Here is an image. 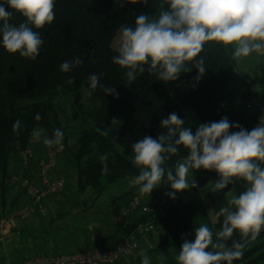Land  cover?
I'll list each match as a JSON object with an SVG mask.
<instances>
[{"label":"trees","instance_id":"obj_1","mask_svg":"<svg viewBox=\"0 0 264 264\" xmlns=\"http://www.w3.org/2000/svg\"><path fill=\"white\" fill-rule=\"evenodd\" d=\"M146 2L55 0L54 21L38 30L44 43L35 60L8 53L0 46V208L7 211L5 216H17L20 202L27 199L20 188L11 202L13 187L9 180L21 170L20 152L23 149L33 148L40 157L45 153L43 140L33 137V129L42 128L43 135L49 137L56 128L63 131L62 143L66 148L58 157L55 174L64 177L66 186L73 191L70 194L66 188V192L60 191L49 197L45 201L47 213L36 214L34 226L25 224L19 229L26 235V248L29 249L26 258L111 249L126 237L135 221L149 218L142 214V218H134L123 230H116L110 204L103 212L104 216L98 219L102 222L98 225L91 221L86 225H72L70 220L73 216L91 219L95 204L89 205L88 199L81 200L87 192L95 199L112 185L128 182L125 192L115 199L121 201V207L138 193V187L131 184V179L139 173L131 163V145L144 136L156 138L161 132H166L160 127L162 118L175 112L193 132L199 124L219 121L222 117L249 131L259 123L254 102H264V74L262 78L253 71L256 82H262L263 86L257 92L253 83L237 72L238 61L231 59V48L226 49L215 42L206 43L195 58H203L206 68L198 82L195 80L198 70L192 67V61L185 62L184 72L175 81L158 80L149 74L148 65H144L145 71L138 75L137 80L128 82L125 76L127 69L112 63V58L118 55L114 43L121 25L134 27L141 14L155 17L164 0ZM0 3L7 11H13L4 0ZM164 7L168 9V5ZM23 19L14 13L10 22L18 24ZM75 57L83 60V64L70 72H62L60 64ZM93 73H103L100 84L115 88V93L106 95L98 87L89 96L94 106L86 109L87 77ZM69 79L73 83L69 84ZM37 113L42 116L39 121L35 119ZM17 119L22 123L18 134L13 132V123ZM113 119L118 123L112 124ZM96 128L107 129L109 135L101 136ZM232 131L238 129H230ZM186 151L180 146V152L171 156L164 167L174 169ZM105 153L108 154L109 173L102 175L103 164L98 157ZM18 160L19 169L15 168ZM31 168L32 171L25 172L26 176L36 181V164L33 163ZM188 178H195L198 188L176 193L175 199L166 195L173 191L166 176L153 190L154 197L164 195L167 198L168 206L159 220V239L147 251V255L152 256V264H157L160 253L167 256L166 264H176L175 256L169 252L175 247L176 254L179 253L185 238L194 240V229L201 224H207L213 230L215 242V232L221 228L224 219L223 216L217 217L216 213L227 205L226 193L229 189H234L236 194L244 190L243 181H237L222 192H211V182L219 179L214 170H191ZM60 197L64 199L58 200ZM63 208L69 210L64 211ZM66 229L71 232H66ZM233 239H240L238 231ZM233 264H264V230L246 245L243 256Z\"/></svg>","mask_w":264,"mask_h":264},{"label":"clouds","instance_id":"obj_2","mask_svg":"<svg viewBox=\"0 0 264 264\" xmlns=\"http://www.w3.org/2000/svg\"><path fill=\"white\" fill-rule=\"evenodd\" d=\"M4 3L13 11H7L0 3V46L8 53L35 60L44 43L38 30L54 21L55 0H4ZM14 13L20 14L23 21L10 22ZM117 34L118 55L112 58V63L127 69L125 76L129 83L145 71L144 65L158 80L175 81L184 72L186 61H192V67L198 70L195 78L198 82L206 68L203 58H195L208 42L230 47L234 61L253 53L264 54V0H164L155 17L141 14L134 27L123 24ZM81 64L83 60L75 57L63 61L60 70L67 73ZM102 75L93 73L87 77L88 96L98 87L106 95L115 93V88L100 84ZM67 82L71 84L73 80ZM35 119L39 121L42 116L37 113ZM116 123L113 119L112 124ZM160 127L166 132L156 138L144 136L131 145V163L139 169L131 184L138 187L140 195L150 196L166 176L173 190L166 195L175 199L176 193L198 188L195 178H188L191 170H214L218 174L219 179L211 182V192H222L243 181L244 190L236 194L229 189L227 205L216 213L217 217H224L221 228L215 232L216 241L213 242V230L201 224L194 229V240L185 238L175 255L176 264H233L243 256L246 245L264 230V110L259 123L250 131L222 117L199 124L193 132L175 112L162 118ZM21 128V121L15 120L13 132L18 134ZM96 131L101 136L109 135L107 129ZM43 133L42 128L33 129V137L38 141L42 138L45 146L62 145L64 133L60 128L51 137ZM180 146L187 150L186 155L175 163L174 169L165 168V162L180 152ZM98 158L103 164L101 174H108V154ZM237 231L238 240L233 239ZM138 255L140 264H152L146 249H140ZM157 259L159 264H166L167 256L160 253Z\"/></svg>","mask_w":264,"mask_h":264},{"label":"built area","instance_id":"obj_3","mask_svg":"<svg viewBox=\"0 0 264 264\" xmlns=\"http://www.w3.org/2000/svg\"><path fill=\"white\" fill-rule=\"evenodd\" d=\"M258 116L262 115L264 102H254ZM65 144L60 146H45V153L38 156L33 148H26L20 152L21 170L10 177V185L19 186L24 190L30 203L19 212L17 216L0 218V244L12 234L14 229L21 227L31 216L36 214L45 215L47 208L45 201L50 195L59 193L66 188V179L55 174L58 157L65 150ZM33 163L36 164L38 181L26 176ZM168 200L164 195L154 197L153 191L150 196L140 195L139 192L121 208L114 209L112 220L115 225H121L124 219L138 213L148 215L149 218L135 221L131 231L126 237L111 249L84 250L59 255H42L27 259L20 264H115L130 257L139 249L142 237L156 234L160 230V217L167 210ZM125 249L126 251L122 250Z\"/></svg>","mask_w":264,"mask_h":264},{"label":"rangeland","instance_id":"obj_4","mask_svg":"<svg viewBox=\"0 0 264 264\" xmlns=\"http://www.w3.org/2000/svg\"><path fill=\"white\" fill-rule=\"evenodd\" d=\"M117 41H118V37H117V39L115 40V43H114V46L116 48H117ZM262 56H263V54L253 53L250 57L242 58L240 61H238V65H237V68H236V70H237V72L239 74L245 76L249 82L253 83L254 90L257 91V92H260L263 86L261 85L262 82H256V80H257L256 74L253 71H257L261 75V77L263 78V74L261 73L260 68L258 69V64H259L260 58ZM84 106H85L86 109H90V108H92L94 106V103L92 102L91 98L88 95H86V94H85V97H84ZM69 115H71V113ZM73 125H76V122H74ZM73 140H74V137H73ZM118 183L121 184V182H118ZM127 183L128 182H124L123 185H120V186H118L119 184L112 185L104 193H102L99 198H95L94 199V196H92V194H90L89 192H87L86 194L81 196V197H83L81 200H85V199L87 200L88 199L89 205L94 203L95 204V210L93 211V213H90L91 219H88V220H85V218L81 219V217H79V219L77 217H74V216L71 217V219H70L71 220V224L72 225H77L78 223H80L81 225H86L90 221H91L92 224L94 223V225H98L99 223H102V222H99L98 219L100 218L101 215L104 216L103 212L106 211L105 209L110 204L112 205V207H111L112 211H114V209H118L119 207H121L120 206L121 205V201H115V199H117L121 194H123V192H125V190L127 189V186H129V184H127ZM66 188H67V191L70 190V194H73L72 193L73 191H72L70 186H66ZM66 188L64 189L65 192H66ZM64 190H62V191H64ZM54 195L55 194H53V196ZM77 195H79V193H77ZM51 196L52 195H50L49 197H51ZM57 199L58 200H63L64 198L60 197V198H57ZM55 201H52V202L48 201V202L49 203H54ZM21 203H22V208H23V207H26L27 205H29L30 201L27 198V199H24L23 201H21ZM75 206H77V204H75ZM63 210L65 211V210H69V209L63 208ZM97 211H99V213H97ZM137 217H140V215L138 213H136L134 215H131V216L127 217L126 219H124L122 224L119 225V226L115 225L113 223V220H112V223H113V226L116 228V230H120L121 228H123L127 224H129L134 218L137 219ZM48 218H49V214H48ZM48 218L46 217V219H48ZM24 224H27V222L24 223ZM65 231L69 232V233L71 232L70 229L69 230L66 229ZM79 232H83V230H81ZM159 232H160V230L154 235L142 237L140 239V241L142 242V240L146 239V238H150V239L153 238L154 239L155 237H158ZM139 249H140V245H139ZM139 249L136 251V253H134V256H131L132 258L129 261V263L125 262V263H122V264H140V260H139L140 256L136 257L138 255L139 251H140ZM176 252H177V250L174 247L173 249H171V252H169V255L175 256ZM149 257L151 258L152 256H149ZM125 259H127V258H125ZM127 260H129V259H127ZM157 264H159L158 261H157Z\"/></svg>","mask_w":264,"mask_h":264},{"label":"crops","instance_id":"obj_5","mask_svg":"<svg viewBox=\"0 0 264 264\" xmlns=\"http://www.w3.org/2000/svg\"><path fill=\"white\" fill-rule=\"evenodd\" d=\"M259 68L261 70V73L264 74V54L260 58V62L258 64V69ZM19 167H20V161L18 160V163L15 165V168L19 169ZM33 168H31L30 171H32ZM35 180L36 181L39 180L37 171H36ZM12 187L13 188L11 190V193H12L11 194V202H12V199L14 198V196H16V194L20 190L19 186H12ZM0 202H1V200H0ZM56 203H57V205H60V202H56ZM19 206L21 207V209L19 210V212H20L22 210V203L21 202H20ZM6 214H7V211L4 212L0 208V218L15 216V215H11V214H9L10 216H5ZM34 218H35V215L31 216L29 218V220L26 221L27 222L26 226H29V227L34 226V223H35ZM22 226H25V224L21 225V227H19L17 229V231H13L12 234H10L6 238L4 243L0 244V264H20L21 262H23L27 259H30V258H26L27 256H29V254H28L29 249L26 248V246H27V243L25 241L26 235L23 231L22 232L19 231L20 228L22 229ZM123 228H122V230H123ZM158 239H159V237H155L154 239L153 238L143 239L142 242L140 241V249L143 248V249H146L148 251L149 249L153 248V246L157 243ZM38 256H41V255H38ZM132 256H134V254ZM34 257H37V256H34ZM136 257H139V255H137ZM31 258H33V257H31ZM131 258L132 257L127 258L129 260L123 259L122 261H120L118 263L119 264H122L125 262L129 263ZM139 259H141V257H139ZM118 263H116V264H118Z\"/></svg>","mask_w":264,"mask_h":264},{"label":"water","instance_id":"obj_6","mask_svg":"<svg viewBox=\"0 0 264 264\" xmlns=\"http://www.w3.org/2000/svg\"><path fill=\"white\" fill-rule=\"evenodd\" d=\"M13 231H17V229H14Z\"/></svg>","mask_w":264,"mask_h":264}]
</instances>
